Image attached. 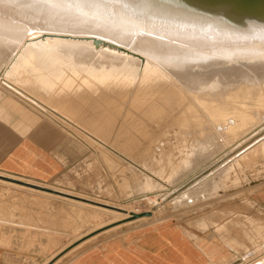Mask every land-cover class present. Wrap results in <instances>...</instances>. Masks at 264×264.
<instances>
[{
    "label": "bare ground",
    "instance_id": "1",
    "mask_svg": "<svg viewBox=\"0 0 264 264\" xmlns=\"http://www.w3.org/2000/svg\"><path fill=\"white\" fill-rule=\"evenodd\" d=\"M1 72L19 83L7 86H25L35 101L49 100L61 88L56 103L63 107L68 102L71 110L87 100L80 97L81 86L94 91L104 86L109 90L102 94L104 104H91V113L86 111L89 124L106 120L116 125L121 115L150 119L154 128L142 134L147 137L170 118V124L178 125L175 135L191 137L200 150L210 151L219 137L244 139L264 123V0H164L162 5L140 0H0ZM256 146L264 148V136L246 151ZM227 174L220 170L195 193L184 192L179 202L203 195ZM70 198L116 212L121 219L133 211ZM253 256L235 264L264 263V251Z\"/></svg>",
    "mask_w": 264,
    "mask_h": 264
},
{
    "label": "rangeland",
    "instance_id": "2",
    "mask_svg": "<svg viewBox=\"0 0 264 264\" xmlns=\"http://www.w3.org/2000/svg\"><path fill=\"white\" fill-rule=\"evenodd\" d=\"M2 72L0 121H13V128L20 133H26L38 123H47L60 131L59 138L68 143L66 148L72 153L73 159L66 162L64 175L41 185L83 194L131 212L155 208L151 217L128 222L130 217L121 219L116 212L79 203L70 197L0 181V217L11 215L7 223L32 230L33 244L39 243L44 251L59 245L53 260L66 261L93 245L159 222H175L196 232L216 231L225 244L226 259L222 264L242 262L252 249H256L254 254L264 251V211L256 209L251 201L256 190L264 187V148L258 150V145L246 151L264 136V123L244 139L238 137L229 142L219 137L215 146H210V151L214 148L211 153L195 146L193 138L175 135L178 125L170 124V118L156 127V134L147 137L142 134L154 128L149 124L150 119L142 122L139 117L125 119L121 115L116 125L106 120L89 124V119L84 120L86 111L91 113V104L92 107L104 104L102 94L109 93L104 86L98 91L81 86L80 97L87 100H81V108L71 110L68 102L63 107L56 103L61 88L49 100L35 101L25 86L18 85L19 90L7 86L19 83H12L11 77ZM71 98H77V94L71 93ZM114 112L117 115L118 111ZM222 169L228 170L227 176L203 195L197 193L191 201L179 202L178 197L184 196V192L195 193L200 184L209 182ZM28 181L34 183V179ZM36 232L46 235L47 243Z\"/></svg>",
    "mask_w": 264,
    "mask_h": 264
},
{
    "label": "crops",
    "instance_id": "3",
    "mask_svg": "<svg viewBox=\"0 0 264 264\" xmlns=\"http://www.w3.org/2000/svg\"><path fill=\"white\" fill-rule=\"evenodd\" d=\"M59 132L47 123H38L20 133L13 121H0V174L34 179V183L64 175L66 162L73 157ZM251 201L264 211V187L256 190ZM4 216L0 217V264H222L226 259L225 244L216 231L196 232L175 222H159L136 227L61 262L53 260L59 245L44 251L39 243L33 244L32 230L7 223L11 215ZM36 234L47 243L46 235Z\"/></svg>",
    "mask_w": 264,
    "mask_h": 264
},
{
    "label": "water",
    "instance_id": "4",
    "mask_svg": "<svg viewBox=\"0 0 264 264\" xmlns=\"http://www.w3.org/2000/svg\"><path fill=\"white\" fill-rule=\"evenodd\" d=\"M240 2L241 3H245L244 1L243 2L240 1ZM253 16L258 18L255 15H253ZM0 178L8 180V181L16 182V183H19V184H23V185H26V186H29V187H33V188H37V189H41V190H46V191H49V192L57 193V194H60V195H64V196H68V197H72V198H76V199H81V200L88 201V202H91V203H94V204H98V205H101V206H105V207H108V208H112V209H116V210H120V211H125L124 209H121L120 207H116L114 205H109L107 203L94 201L92 199H86L84 197H79L77 195L66 193V192L51 188V187H47V186H44V185H41V184H37V183H33V182H30V181H25V180L18 179V178H15V177H11V176L0 174ZM151 214H152L151 211H145V212H142V213L131 212L130 213V216H131L130 218L134 219V218H137V217H140V216L151 215Z\"/></svg>",
    "mask_w": 264,
    "mask_h": 264
},
{
    "label": "snow or ice",
    "instance_id": "5",
    "mask_svg": "<svg viewBox=\"0 0 264 264\" xmlns=\"http://www.w3.org/2000/svg\"><path fill=\"white\" fill-rule=\"evenodd\" d=\"M142 3H152L155 5H162L164 3V0H140Z\"/></svg>",
    "mask_w": 264,
    "mask_h": 264
}]
</instances>
